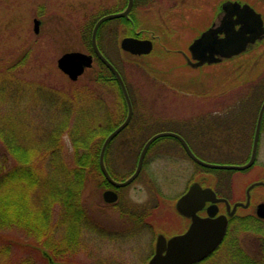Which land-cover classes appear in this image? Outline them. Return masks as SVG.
<instances>
[{
  "label": "rangeland",
  "instance_id": "rangeland-1",
  "mask_svg": "<svg viewBox=\"0 0 264 264\" xmlns=\"http://www.w3.org/2000/svg\"><path fill=\"white\" fill-rule=\"evenodd\" d=\"M222 1L150 0L137 6L133 11L140 19V28L159 36L154 40L152 52L144 56L132 57L122 51L118 47L123 31L122 27L120 29L121 20H108L101 30V44L131 84L136 104L151 107L152 111L160 113L163 119L173 124L191 121L201 112L215 109L216 102L244 100L248 84H260L256 82L258 79L264 83V69L260 68L264 66V39L250 48L247 54L248 57L253 54L257 57L250 64L255 71L260 69L257 76L251 79L253 81L245 83L242 77L245 73V54L227 63L203 64L195 68L187 65L181 51L188 53L187 46L192 39L219 20ZM240 1L250 3L264 20V0ZM118 3L119 0H0V54L7 47H20L27 41L40 44L36 59L31 57L20 73L34 82L21 89L0 86V97L6 105L0 110V117L8 126L15 116L22 122L33 121L37 129L47 120L55 121L54 116L49 117V107L56 93L37 81L67 87L69 80L57 69L56 58L67 49L82 50L79 27L92 15L112 10ZM34 17L40 20L37 33L33 32ZM131 59L142 64L148 73L126 62ZM90 73L91 69H87L82 77H88ZM261 85L260 90H264V84ZM260 90L253 91L254 95ZM107 103L112 106L109 100ZM46 128L48 125L41 127ZM119 141L118 137L109 152L117 178L126 176L135 165V159H130L128 151L118 146ZM65 145V148L70 147L67 142ZM113 152L115 156H112ZM201 158L209 162H231L228 156L218 153H206ZM4 159L7 164L10 162L8 156L3 158L1 154L0 169ZM198 169L211 176H230L235 186L243 182L242 171L207 169L190 161L173 139H165L151 148L140 174L119 190V197L114 203L103 201V187L97 186L96 176L90 174L82 190V203L89 215L86 229L81 243L73 253L62 257V263L145 264L153 252L157 232L169 235L181 230L182 217L175 210L174 202ZM57 234L58 231L54 240L59 246ZM0 239V245L11 244L10 256H28L39 263L40 248L21 231L12 228L0 230ZM229 257L220 250L214 253L212 263L229 264Z\"/></svg>",
  "mask_w": 264,
  "mask_h": 264
},
{
  "label": "trees",
  "instance_id": "trees-1",
  "mask_svg": "<svg viewBox=\"0 0 264 264\" xmlns=\"http://www.w3.org/2000/svg\"><path fill=\"white\" fill-rule=\"evenodd\" d=\"M144 2L149 3L150 0H133L129 17L119 19L122 35H134L135 29L140 27V19L133 10ZM125 6L126 0H119L117 6L109 11H120ZM109 11L92 15L79 27L81 44L85 50L91 51L90 33L94 22ZM24 43L20 47H7L0 54V86L21 89L34 82L25 79L20 73L31 57L36 59L40 44L37 41ZM104 53L120 72L108 54ZM126 62L147 72L136 60ZM90 69L88 77L81 76L74 81L68 79L67 87L37 81L56 93L49 107V117L54 116L55 121L47 120L41 124V127L48 125V128L37 129L33 121L22 122L17 116L8 126L0 117V155L10 159L9 166L4 159L0 169V230L17 229L32 238L40 248L38 264L60 263L62 257L73 253L81 243L89 216L82 203V190L88 176L95 175L99 187L109 186L100 170L98 153L108 132L123 120L126 103L113 74L99 59H95ZM123 80L133 113L127 126L108 144L106 153L110 152L113 142L119 137L121 142L118 146L127 150L130 159H135L136 163L142 145L152 134L162 130L183 134L189 120L171 124L160 113L152 111L151 107H140L136 104L131 84L125 76ZM256 82L263 83L259 79ZM108 100L112 106L108 105ZM3 107L6 105L0 97V110ZM20 108L18 114L21 113ZM165 139L176 141L172 137H160L149 146L147 154L156 143ZM65 140L70 147L65 148ZM107 163L110 169L112 163ZM109 171L118 177L113 170ZM56 231L59 246L54 240ZM10 245L8 242L0 245V264H37L28 256H10Z\"/></svg>",
  "mask_w": 264,
  "mask_h": 264
},
{
  "label": "water",
  "instance_id": "water-1",
  "mask_svg": "<svg viewBox=\"0 0 264 264\" xmlns=\"http://www.w3.org/2000/svg\"><path fill=\"white\" fill-rule=\"evenodd\" d=\"M133 0H127L123 10L102 15L94 23L91 31V45L98 59L114 74L124 99L127 104V114L124 120L110 131L104 138L99 154V167L106 180L114 187H123L132 182L139 174L145 153L150 144L157 138L171 136L178 139L186 154L196 163L209 168L243 169L247 164H220L207 162L196 156L189 148L185 140L178 133L173 131H159L151 135L141 147L134 171L123 180L114 179L107 171L103 156L109 141L119 133L129 122L132 114V106L121 75L113 64L101 53L96 43V33L100 24L112 18L129 17L128 13L132 7ZM222 15L217 22L200 32L198 36L188 44V53L181 51L186 62L191 67H199L203 64L221 62L223 59H230L249 50L264 38V20L262 14L248 2L240 0H223L220 4ZM33 31L38 32L39 19L33 18ZM120 48L131 55H145L151 52L153 42L150 38H138L136 36H124L119 40ZM92 65V55L83 51H67L56 59L58 69L66 74L69 79H77L84 71ZM264 110V100L258 115V125ZM117 193L112 189H106L102 193L105 202H114ZM198 197V205L192 210L185 209L183 205ZM213 190L202 187L199 182L193 181L188 189L179 196L174 207L178 213L190 217L191 222L187 229L181 233L166 237L157 233L154 243V250L145 264H193L211 253L222 239L225 227L226 216L224 214L213 216L211 212L207 216H199L196 209L202 207L205 201H213ZM57 264H65L58 263Z\"/></svg>",
  "mask_w": 264,
  "mask_h": 264
},
{
  "label": "flooded vegetation",
  "instance_id": "flooded-vegetation-1",
  "mask_svg": "<svg viewBox=\"0 0 264 264\" xmlns=\"http://www.w3.org/2000/svg\"><path fill=\"white\" fill-rule=\"evenodd\" d=\"M134 33L137 37H146L144 34L139 35L138 30ZM149 35L155 39L154 33ZM97 42L104 52L100 33L97 34ZM251 56L245 58L247 82L250 81V74L255 71L250 64L255 57ZM258 71L260 70L255 72ZM261 84L264 83H252L247 86L245 84L247 89L244 100L228 99L216 102L215 109L201 112L186 123L188 125L184 127L185 133H179L199 157L206 153L223 154L230 158L229 164L238 165L247 164L251 160L243 169H232L242 171L243 182L239 186L234 185L230 176L217 174L211 176L198 169L180 194L185 193L193 181L199 182L202 187L208 186L213 190L216 200L205 201L195 213L199 216H207L209 212L213 216L221 214L226 216L225 232L219 244L210 254L194 264H213L212 257L220 250L230 256L229 264H264V110L258 125V115L264 99V91L260 90ZM258 89L260 91L254 95ZM174 143L185 154L180 141L177 139ZM111 154L116 155L115 152ZM109 155L110 153L105 152L106 167L107 162H111ZM188 159L194 162L191 158ZM109 167L113 170L112 164ZM105 189H113L119 197V190L112 185L103 187L102 191ZM198 203L196 196L183 207L192 210ZM179 215L182 217V227L173 234L185 231L191 222L190 217L181 213ZM173 234L164 235L169 237Z\"/></svg>",
  "mask_w": 264,
  "mask_h": 264
},
{
  "label": "bare ground",
  "instance_id": "bare-ground-1",
  "mask_svg": "<svg viewBox=\"0 0 264 264\" xmlns=\"http://www.w3.org/2000/svg\"><path fill=\"white\" fill-rule=\"evenodd\" d=\"M126 35H128V34H126Z\"/></svg>",
  "mask_w": 264,
  "mask_h": 264
}]
</instances>
